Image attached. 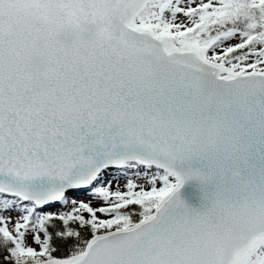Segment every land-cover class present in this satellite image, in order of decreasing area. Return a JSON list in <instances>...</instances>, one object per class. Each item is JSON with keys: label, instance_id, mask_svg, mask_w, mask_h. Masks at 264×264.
I'll use <instances>...</instances> for the list:
<instances>
[{"label": "snow or ice", "instance_id": "1", "mask_svg": "<svg viewBox=\"0 0 264 264\" xmlns=\"http://www.w3.org/2000/svg\"><path fill=\"white\" fill-rule=\"evenodd\" d=\"M0 264H264V0H0Z\"/></svg>", "mask_w": 264, "mask_h": 264}, {"label": "water", "instance_id": "2", "mask_svg": "<svg viewBox=\"0 0 264 264\" xmlns=\"http://www.w3.org/2000/svg\"><path fill=\"white\" fill-rule=\"evenodd\" d=\"M181 196L184 198L190 205L194 207L200 206V196L201 192L199 186L196 182H189L184 185L181 189Z\"/></svg>", "mask_w": 264, "mask_h": 264}]
</instances>
